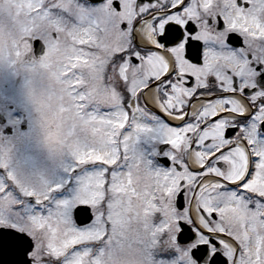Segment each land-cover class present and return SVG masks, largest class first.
<instances>
[{"label": "snow or ice", "instance_id": "snow-or-ice-1", "mask_svg": "<svg viewBox=\"0 0 264 264\" xmlns=\"http://www.w3.org/2000/svg\"><path fill=\"white\" fill-rule=\"evenodd\" d=\"M0 61L87 166L52 199L0 145V264H264V0H0Z\"/></svg>", "mask_w": 264, "mask_h": 264}, {"label": "flooded vegetation", "instance_id": "flooded-vegetation-1", "mask_svg": "<svg viewBox=\"0 0 264 264\" xmlns=\"http://www.w3.org/2000/svg\"><path fill=\"white\" fill-rule=\"evenodd\" d=\"M29 80L27 67L0 61V145L8 149V169L14 170L19 178L25 174L27 182L33 185L37 161L31 156L43 141L38 137V114L29 95ZM80 171L75 169L68 176L65 191L78 186L72 179ZM4 175L6 169L0 168V177Z\"/></svg>", "mask_w": 264, "mask_h": 264}, {"label": "rangeland", "instance_id": "rangeland-1", "mask_svg": "<svg viewBox=\"0 0 264 264\" xmlns=\"http://www.w3.org/2000/svg\"><path fill=\"white\" fill-rule=\"evenodd\" d=\"M38 137L43 141V135L40 131L38 133ZM45 146L46 145L44 141L43 145H37L36 154L34 156H31V158H34L37 161L36 176L32 179V186L36 187L45 181L49 185L59 183L61 187L59 189L54 190L50 194L51 198L60 199L71 197L75 193L77 187L70 188L68 191H61L63 190V187L66 184L68 176L72 172L69 171L73 163L72 157L68 153H64L62 155H54L50 153L49 149H46ZM86 167L87 166L81 169L77 176L72 179V183L78 182L77 177L82 174ZM21 179L25 183L29 184V182H27L28 176H25V174H22Z\"/></svg>", "mask_w": 264, "mask_h": 264}]
</instances>
